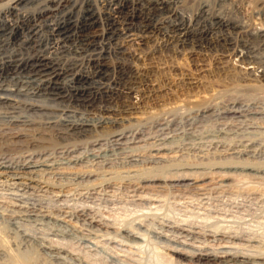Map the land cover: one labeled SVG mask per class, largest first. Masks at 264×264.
Segmentation results:
<instances>
[{
    "label": "rangeland",
    "instance_id": "rangeland-1",
    "mask_svg": "<svg viewBox=\"0 0 264 264\" xmlns=\"http://www.w3.org/2000/svg\"><path fill=\"white\" fill-rule=\"evenodd\" d=\"M14 1L0 0V75L56 72L67 89L0 108V264L264 261V0Z\"/></svg>",
    "mask_w": 264,
    "mask_h": 264
},
{
    "label": "bare ground",
    "instance_id": "bare-ground-1",
    "mask_svg": "<svg viewBox=\"0 0 264 264\" xmlns=\"http://www.w3.org/2000/svg\"><path fill=\"white\" fill-rule=\"evenodd\" d=\"M19 1V2H18ZM23 1V0H22ZM27 1V0H26ZM82 1V0H81ZM14 3H16V8L18 7L17 6V4L18 3H20V0H15L14 1ZM113 10V9H112ZM125 27H128V26H125ZM144 27V26H143ZM152 27V26H151ZM226 27V26H225ZM131 28V27H130ZM150 28V27H149ZM149 28H147V30L149 29ZM244 28H246V27H244ZM263 28V27H262ZM126 29V28H125ZM254 29V28H253ZM252 29V30H253ZM156 29H155V27L154 28H152V30H150L151 32L150 33H153L154 31H155ZM251 30V31H252ZM127 31V30H126ZM178 31V30H177ZM181 31V30H180ZM250 31V30H249ZM257 31V30H256ZM263 31H264V29H263ZM145 32V31H144ZM144 32H142V33H144ZM158 32V31H157ZM247 32V31H246ZM258 32H259V30H258ZM261 32V31H260ZM147 34H145L144 33V35L143 36H140V37H138L139 39H140V41H144V40H146L145 38L146 37H148V34H150L148 31L146 32ZM248 33V32H247ZM250 33V32H249ZM262 33V32H261ZM157 34V33H156ZM258 34V33H257ZM263 34V33H262ZM140 35H142V34H140ZM145 35H147V36H145ZM181 35V34H180ZM183 35V34H182ZM188 35V34H187ZM250 35H251V33H250ZM255 35V34H254ZM125 36V35H124ZM139 36V35H138ZM127 37V36H126ZM179 37V36H178ZM249 37V36H248ZM257 37V36H256ZM259 37V36H258ZM129 38V37H128ZM177 38V37H176ZM176 38H175V40H176ZM261 39V38H260ZM259 39V40H260ZM264 39V38H263ZM171 40V39H170ZM251 40V39H250ZM257 41V40H256ZM261 41V40H260ZM258 42V41H257ZM183 43V42H182ZM246 43V42H245ZM141 44V43H140ZM184 44V43H183ZM233 44V43H232ZM234 45H236V44H234ZM264 45V44H263ZM247 47V46H246ZM263 47V46H262ZM236 48V47H235ZM254 49V48H253ZM245 50V49H244ZM264 50V49H263ZM246 51H248V49L246 50ZM232 52V51H231ZM240 52H242V50L240 51ZM245 52V51H244ZM252 52V51H251ZM255 52V51H254ZM257 52H258V50L255 52L256 54H257ZM260 52V51H259ZM230 54V53H229ZM228 54V55H229ZM235 54V53H234ZM245 54V53H244ZM252 54H254V53H252ZM251 54V55H252ZM231 55V54H230ZM238 55H242V54H238ZM246 55H248V53L246 54ZM251 55H249V56H251ZM258 55V54H257ZM38 56V55H37ZM133 57V56H132ZM236 57V56H235ZM239 58H240V56H238ZM256 57V56H255ZM255 57H254V59H255ZM48 58V57H47ZM231 58V57H230ZM256 58H259V57H256ZM232 59V58H231ZM230 59V60H231ZM234 59V58H233ZM252 59V58H251ZM251 59H249V58H246V57H243L242 56V58H241V64H247L246 62H249ZM58 61V60H57ZM262 61V60H261ZM56 62V61H55ZM239 62V63H240ZM252 62H254V61H252ZM255 62H257V61H255ZM42 63V62H41ZM262 63V62H261ZM249 64V63H248ZM248 64H247V66H248ZM257 64H258V62H257ZM48 65V64H47ZM46 65V66H47ZM259 65V64H258ZM257 65V66H258ZM263 65V64H262ZM49 66H51V65H49ZM120 67V66H119ZM256 67V66H255ZM254 67V68H255ZM262 67V66H261ZM47 68V67H46ZM54 68H56V67H54ZM58 68V67H57ZM253 67H250V69H252V70H248V72L246 73L247 75H248V77L249 76H251V75H253L254 73H255V69H254ZM259 68V67H258ZM37 69V68H36ZM39 69V68H38ZM40 69H41V67H40ZM43 69V68H42ZM51 69V68H50ZM129 69H131V68H129ZM263 69V68H262ZM33 70V69H32ZM49 70V69H48ZM47 71V70H46ZM50 71V70H49ZM48 71V72H49ZM54 70H52V72H53ZM62 71V70H61ZM60 71V72H61ZM59 72V71H58ZM65 72H66V70H65ZM126 72V71H125ZM135 72V71H134ZM62 73V72H61ZM259 73V72H258ZM263 73V72H262ZM30 74V73H29ZM33 74V73H32ZM40 74H42V72L40 73ZM51 74V73H50ZM89 74V73H88ZM124 74V73H123ZM133 74V73H132ZM131 74V75H132ZM135 74V73H134ZM133 74V75H134ZM245 74V75H246ZM28 75V74H27ZM43 75H44V73H43ZM46 75V74H45ZM87 75V74H86ZM24 76V75H23ZM36 76H38V74H34V75H28V76H25V77H18V76H16L15 78L13 77V76H2V75H0V108H6V107H10V108H13V109H15L17 106H16V104L18 105H21V104H23V103H21L22 101H23V98H33V97H46V96H57L58 95V93H56V94H54L53 92H55V91H62V90H64L65 88H66V84H64L63 82H58L59 81V79L62 77L61 76V74H59V73H57L56 74V72L55 73H53V74H51V76H49V78L48 77H46V78H44V79H41L42 77H40V76H38V77H36ZM77 76V75H76ZM88 76V75H87ZM128 76V75H127ZM258 76V75H257ZM91 77V76H90ZM89 77V78H90ZM66 78V77H65ZM127 78V77H126ZM132 78H130V80H131ZM257 79H262V74H261V76H258V78ZM65 80V79H64ZM73 79L71 78L68 82H74V80L72 81ZM76 81V80H75ZM128 81V80H127ZM259 81V80H258ZM261 81V80H260ZM259 81V82H260ZM126 83V82H125ZM124 83V84H125ZM102 86V85H101ZM69 87H71V86H69ZM101 88V87H100ZM106 88V87H105ZM108 88V87H107ZM109 88H111V87H109ZM131 88V87H130ZM67 89V88H66ZM115 89V88H114ZM132 89H134L135 90V88H132ZM154 89V88H153ZM149 90H152V89H149ZM101 91V90H100ZM107 92V94H108V91H106ZM114 92V91H113ZM123 92V91H122ZM102 93V92H101ZM117 93V92H116ZM119 93V92H118ZM117 93V94H118ZM134 93V92H133ZM133 93H131L130 92V90L128 91V92H125L124 93V95L123 96H121L122 98H129L130 97V94H133ZM143 93V95H146L144 92H142ZM149 92H147V94H148ZM103 94H105V93H103ZM106 95V94H105ZM150 95V94H149ZM61 96V95H60ZM112 96H113V94H112ZM120 97V96H119ZM142 97V96H141ZM58 98H60L61 99V97H57V99ZM109 98H111V96L109 97ZM114 98V97H113ZM118 98V97H117ZM51 99V98H50ZM54 99H56V98H54ZM63 100V99H62ZM100 100H101V97H100ZM108 100V99H107ZM122 100V99H121ZM125 100V99H124ZM44 101V100H43ZM53 101V100H52ZM84 101V100H83ZM116 101V100H115ZM126 101V100H125ZM24 102H25V104H24V106H29L31 109H41V108H44V107H42L43 106V104H41V103H38V104H40V105H38V104H27L28 102L27 101H25V99H24ZM27 102V103H26ZM78 102V101H77ZM93 102V101H92ZM90 103V102H89ZM95 104V103H94ZM81 105H84V103L83 104H81ZM88 104H86V106H87ZM90 105V104H89ZM121 105H122V107L124 108L123 110L125 111V110H127V109H129L130 108V105H128L127 104V101L126 102H124V101H122L121 102ZM46 106V105H45ZM52 106V105H51ZM95 106V105H94ZM234 106V105H233ZM28 107V108H29ZM50 107V106H49ZM53 107V106H52ZM56 107V106H55ZM89 107V106H88ZM97 107V106H96ZM131 107H133V106H131ZM21 108V107H20ZM47 108V107H46ZM109 108V107H108ZM12 109V110H13ZM53 109V108H52ZM72 109V108H71ZM88 109V108H87ZM92 110L94 109L93 107L91 108ZM99 110H101V111H104V112H109L110 113V111L108 110V109H106V108H103V107H99L98 108ZM241 109V108H240ZM7 110V109H6ZM10 110V109H9ZM17 110H19V108L17 109ZM90 110V109H89ZM121 110H122V108H121ZM16 111V110H15ZM119 111V110H118ZM258 111V110H257ZM260 112V111H259ZM120 113V112H119ZM239 113H241V112H238V111H235V110H233V109H229V110H227L226 112H224V114L225 115H227V117L229 116V117H231V116H235L236 117V115L237 116H239ZM253 113V112H252ZM257 113V112H256ZM264 113V112H263ZM30 114V113H29ZM49 114V113H48ZM259 114V113H258ZM254 115V114H253ZM242 116V115H241ZM251 116H252V114H251ZM254 116H257V115H254ZM263 115H261L260 117H262ZM259 117V116H258ZM16 118V117H15ZM202 119V118H201ZM227 119V118H226ZM2 122V121H1ZM10 122V121H9ZM41 122H42V120H41ZM5 123V122H4ZM8 123V122H7ZM23 123V122H22ZM21 123V124H22ZM29 123V122H28ZM27 123V124H28ZM21 124H20V126H21ZM14 125H15V123H14ZM23 125H25V123L23 124ZM175 125V124H174ZM18 126V124L16 125V127ZM27 126H29L30 127V129H27L26 131H33V129H31V127L33 126V125H31V124H29V125H27ZM35 126V125H34ZM82 126V125H81ZM14 127V126H13ZM28 127V128H29ZM67 129H71L72 131H79V132H86V131H90V132H95L96 134H101V136H103L102 135V133H104L105 132V130H107V129H103V127L101 126V130H99V128H94V127H92L91 125H83L82 127H76L75 125H66L65 126ZM69 127V128H68ZM166 127V126H165ZM25 128V127H24ZM34 128V127H33ZM38 128V127H37ZM36 128V129H37ZM12 129V128H11ZM15 129V128H14ZM18 129V128H17ZM63 129H64V126H63ZM65 130V131H68V130ZM174 129V128H173ZM111 130V129H110ZM195 130H197V129H195ZM10 131V130H9ZM12 131V130H11ZM22 131H24V130H22ZM112 131V130H111ZM5 132V131H4ZM3 132V133H4ZM37 132V131H36ZM69 132V131H68ZM89 132V133H90ZM108 132V131H107ZM198 132V131H197ZM19 133V132H18ZM72 133V132H71ZM1 134V133H0ZM83 134V133H82ZM87 134V133H86ZM91 134V133H90ZM106 134H108V133H106ZM195 134V133H194ZM5 135V134H4ZM58 135V134H57ZM85 135V134H84ZM1 136V135H0ZM100 136V135H99ZM154 136H155V134H154ZM174 136V135H173ZM17 138V139H19V140H21V139H23L24 140V138H25V136L23 135V136H18L17 134H15V135H13L11 138L14 140V138ZM112 137L113 138H116V137H118V135H113L112 134ZM138 138V137H137ZM153 138V137H152ZM17 139H15V140H17ZM45 139V138H44ZM134 139V138H133ZM140 139H142V138H140ZM145 139V138H144ZM149 139V138H148ZM9 140V139H8ZM22 140V141H23ZM101 140H103V139H101ZM122 139H116V140H114V142H115V144H119V142L121 141ZM124 140V139H123ZM139 140V139H138ZM137 140V141H138ZM165 140V139H164ZM215 140V139H214ZM43 141V140H42ZM140 141V140H139ZM144 141V140H143ZM219 141V140H218ZM11 142V141H10ZM16 142H18V140L16 141ZM25 142V141H24ZM34 142V141H33ZM39 142V141H38ZM131 142V141H130ZM142 142V141H141ZM30 143V142H29ZM97 143V142H96ZM122 143V142H121ZM125 143V142H124ZM124 143H123V145H124ZM17 144H19V143H17ZM31 144H32V142H31ZM126 144H127V142H126ZM25 146V145H24ZM28 146V145H27ZM33 146H34V144H33ZM153 146V145H152ZM185 146V145H184ZM36 147H37V144H36ZM52 147V146H51ZM161 147V146H160ZM140 148V147H139ZM153 148V147H152ZM166 148V147H165ZM193 148V147H192ZM39 149V148H38ZM87 150V149H86ZM129 150V149H128ZM136 150H137V148H136ZM162 150V149H161ZM161 150H156L155 151V153L156 154H154L155 156L156 155H161L162 154V151ZM179 151V150H178ZM183 151V150H182ZM129 153V152H128ZM154 153V152H153ZM136 154V153H135ZM134 154V155H135ZM139 154V153H138ZM75 155V154H74ZM73 155V156H74ZM97 155V154H96ZM133 155V156H134ZM81 156V155H80ZM126 156H127V154H126ZM132 156V157H133ZM162 156V155H161ZM64 157V156H63ZM93 157H94V155H93ZM125 157V156H124ZM70 158V157H69ZM79 158V157H78ZM106 158V157H105ZM115 158V157H114ZM162 158V157H161ZM127 159V158H126ZM130 159V158H129ZM73 160V159H72ZM70 161V160H69ZM77 161V160H76ZM82 161V160H81ZM154 162V161H153ZM137 164V163H136ZM157 164V163H156ZM0 166H2V165H0ZM25 166V165H24ZM39 166V165H38ZM58 166V165H57ZM73 166V165H72ZM4 167H5V165H4ZM75 167V166H74ZM1 168V167H0ZM6 168V167H5ZM24 168V167H23ZM27 168H29V167H27ZM58 168V167H57ZM11 169V168H10ZM20 169V168H19ZM69 169V168H68ZM7 170V169H6ZM33 170V169H32ZM1 171H3V170H1ZM0 171V172H1ZM4 171H5V169H4ZM28 171V170H27ZM30 171V170H29ZM16 172H18V170L16 171ZM22 172V171H21ZM24 172V171H23ZM26 172V171H25ZM31 172V171H30ZM7 173V172H6ZM10 173V172H9ZM8 173V176L10 175ZM29 173V172H28ZM14 174V173H13ZM30 174H33L32 172L30 173ZM150 174V173H149ZM1 175H2V173H1ZM25 175V174H24ZM27 176V175H26ZM29 176V175H28ZM185 176V175H184ZM183 176V177H184ZM186 176H188V175H186ZM185 176V177H186ZM22 177H24V176H22ZM146 177V176H145ZM156 177V176H155ZM180 176H178V178H176V179H174V178H172V179H174V181H181V180H185L186 178L184 177H180ZM26 178V177H25ZM24 178V179H25ZM29 179H31L30 177H28ZM35 178V177H34ZM188 178H190L189 176H188ZM1 179V178H0ZM9 179V178H8ZM20 179H22V178H20V177H11V175H10V181L9 182H12L13 183V185H17V182L20 180ZM145 179V178H144ZM6 180V179H5ZM27 180V179H26ZM149 180V179H148ZM4 181V180H3ZM6 182V181H5ZM27 182V181H26ZM1 183V182H0ZM8 183V182H7ZM20 183V182H19ZM144 187V186H143ZM31 188V187H30ZM140 188V187H139ZM137 191V190H136ZM135 192V191H134ZM50 193V192H49ZM138 194H140V193H138ZM25 195V194H24ZM22 196V195H21ZM137 197H138V199H139V201L142 199L143 201H144V196L142 197V196H139V195H136ZM147 196V195H146ZM204 196V195H203ZM136 197V198H137ZM137 200V199H136ZM133 201V200H132ZM150 202V201H149ZM88 210V209H87ZM80 215V214H79ZM77 216V215H76ZM92 218V217H91ZM98 221V220H97ZM91 222V221H90ZM103 222V221H102ZM181 224V223H180ZM182 231V230H181ZM191 232V231H190ZM71 234V233H70ZM199 234V233H198ZM204 235V234H203ZM75 236V235H74ZM134 239H138V237H136V236H132ZM132 239V238H131ZM132 241H133V239H132ZM135 241V240H134ZM136 242H137V240H136ZM57 250V249H56ZM175 250V249H174ZM218 251V250H217ZM173 252V255L175 256V258L177 257L178 259H181V260H187V261H189V262H194V263H196V264H216L215 262L217 261V260H221V262H223L222 264H233V263H235V264H264V261H262V260H259V259H255V257L254 258H251V257H247L246 255L244 256V255H238V254H234V253H231V252H219V253H215V252H213V253H209V252H205V251H200L199 252V250H198V252H197V254H192V255H189V254H187L186 252H182V250L180 251L179 249L177 250V251H172ZM57 253H58V251H57ZM59 254V253H58ZM58 256V255H57ZM56 256V257H57Z\"/></svg>",
    "mask_w": 264,
    "mask_h": 264
}]
</instances>
